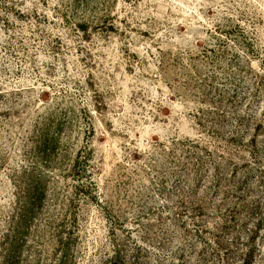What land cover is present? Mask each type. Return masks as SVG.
<instances>
[{
  "label": "rangeland",
  "instance_id": "374dc122",
  "mask_svg": "<svg viewBox=\"0 0 264 264\" xmlns=\"http://www.w3.org/2000/svg\"><path fill=\"white\" fill-rule=\"evenodd\" d=\"M14 3L0 264H264V0Z\"/></svg>",
  "mask_w": 264,
  "mask_h": 264
},
{
  "label": "flooded vegetation",
  "instance_id": "af4514ba",
  "mask_svg": "<svg viewBox=\"0 0 264 264\" xmlns=\"http://www.w3.org/2000/svg\"><path fill=\"white\" fill-rule=\"evenodd\" d=\"M15 0H8V2H6V0H0V15H6V10L8 7V9H14L15 8V3H14ZM9 13V12H8Z\"/></svg>",
  "mask_w": 264,
  "mask_h": 264
}]
</instances>
